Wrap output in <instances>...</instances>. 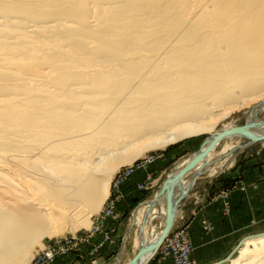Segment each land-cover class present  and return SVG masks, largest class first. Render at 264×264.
Masks as SVG:
<instances>
[{"label":"bare ground","instance_id":"obj_1","mask_svg":"<svg viewBox=\"0 0 264 264\" xmlns=\"http://www.w3.org/2000/svg\"><path fill=\"white\" fill-rule=\"evenodd\" d=\"M257 99L264 0H0V264H30L56 219L96 214L121 167L212 132L135 211L124 264H148L171 203L174 227L175 202L245 138L227 133L264 136L257 120L216 129ZM231 264H264V235Z\"/></svg>","mask_w":264,"mask_h":264},{"label":"rangeland","instance_id":"obj_2","mask_svg":"<svg viewBox=\"0 0 264 264\" xmlns=\"http://www.w3.org/2000/svg\"><path fill=\"white\" fill-rule=\"evenodd\" d=\"M257 100L242 107H234L228 112L229 116L218 119L216 129H220L227 122H232L239 128H244L256 120L264 122V99ZM211 137L212 132H205L166 148L150 150L131 165L121 167L120 171L115 172L113 176L108 200L96 214L95 212L86 213L80 219L76 217L77 225L74 227L69 221L63 220V217V219L58 218L60 215L55 216L58 218L54 223L56 227L64 224L61 233H56V236L52 235V237L44 236L41 241L39 240L40 242L31 249L30 255L34 259L32 258L30 264H124L134 254L130 236L134 231L132 224L135 211L164 187L169 180V175L178 164L190 155L201 151ZM238 146L230 154L231 158L228 159L229 162L227 161L225 168H219L218 174L216 173L217 175L213 177L203 175L197 183L216 178L237 164L243 165L253 158H264V141L254 143L247 138H241ZM196 184L189 191V196L183 195L186 197L178 205L182 218L172 228L148 264H195L192 258L195 245L190 234L189 223L186 221L187 208L183 206L189 200ZM218 198L223 200V214L228 216L231 210L228 194L222 192ZM53 211L51 210V213L55 215ZM84 218L89 222H84ZM78 223H83L84 227ZM205 228L212 229L210 225H206ZM260 235H264V229L256 235L247 236L230 256L216 264H231V261L238 257V250L243 242ZM185 248H189V251L184 252ZM51 254L53 256H50Z\"/></svg>","mask_w":264,"mask_h":264},{"label":"crops","instance_id":"obj_3","mask_svg":"<svg viewBox=\"0 0 264 264\" xmlns=\"http://www.w3.org/2000/svg\"><path fill=\"white\" fill-rule=\"evenodd\" d=\"M222 192L228 194V216L218 198ZM183 207L195 245V264L223 261L247 236L264 229V158H253L197 183ZM206 225L212 229L207 230Z\"/></svg>","mask_w":264,"mask_h":264},{"label":"water","instance_id":"obj_4","mask_svg":"<svg viewBox=\"0 0 264 264\" xmlns=\"http://www.w3.org/2000/svg\"><path fill=\"white\" fill-rule=\"evenodd\" d=\"M227 134H233V135H235V134H239V135L244 136L245 138L249 139L250 141H252V142H254V143H255V142H261V141H264V136H262V137L251 136V135H249L248 133H246L243 129H238V130H236V131H233V132H230V133H227ZM227 134H224V135L226 136ZM224 135L221 136V137H219V139L221 140V138H223ZM219 139H218V140H219ZM196 162H197V160H195L194 163H196ZM198 177H199V176H196V177H195V181L197 180ZM191 188H192V187H189V188L187 189V191H186V195H188V193H189V191L191 190ZM186 195L183 196V197H180V198L175 202L177 206H178V205H179V204L185 199ZM172 205H173V204L171 203V205H170V216H169V218H168L167 226H166V228H165V230H164V232H163V235H162L161 238H160V242H159V244H161V243L166 239V237L169 235V233L171 232V230H172V228H173V221H172V214H171V212H172V207H173ZM143 256H145V254H141V255H139L138 258L136 259V262H137V260L141 259Z\"/></svg>","mask_w":264,"mask_h":264},{"label":"built area","instance_id":"obj_5","mask_svg":"<svg viewBox=\"0 0 264 264\" xmlns=\"http://www.w3.org/2000/svg\"><path fill=\"white\" fill-rule=\"evenodd\" d=\"M185 250H188V251H189V248H185V249H184V252H185ZM50 256H53V254H51Z\"/></svg>","mask_w":264,"mask_h":264}]
</instances>
